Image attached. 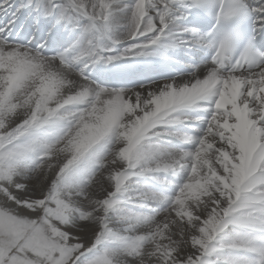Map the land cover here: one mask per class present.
Here are the masks:
<instances>
[{
    "label": "snow or ice",
    "instance_id": "snow-or-ice-1",
    "mask_svg": "<svg viewBox=\"0 0 264 264\" xmlns=\"http://www.w3.org/2000/svg\"><path fill=\"white\" fill-rule=\"evenodd\" d=\"M0 264H264V0H0Z\"/></svg>",
    "mask_w": 264,
    "mask_h": 264
}]
</instances>
